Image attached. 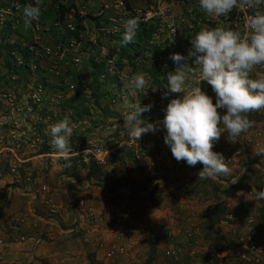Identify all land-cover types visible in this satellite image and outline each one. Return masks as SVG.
<instances>
[{
  "label": "rangeland",
  "instance_id": "1",
  "mask_svg": "<svg viewBox=\"0 0 264 264\" xmlns=\"http://www.w3.org/2000/svg\"><path fill=\"white\" fill-rule=\"evenodd\" d=\"M29 4L35 6L34 0H0V50L11 52L17 48L23 49V46L29 44L41 46V49L42 46L49 48V54L43 52L41 55H30L26 58L29 64H36L35 68H22L16 74H30L47 79V83L41 79L38 83L45 85L44 88L52 101L40 108L32 105L34 114L29 117L33 120L40 118L48 128L44 129L47 131L39 129L36 135H32V139L38 135L40 140L42 139L41 143L36 141L33 145L21 147L18 153L25 152L27 149L33 152L34 148L36 151L39 148L53 151L49 139H46L50 136L49 125L68 116L74 129L81 121L84 132H73L71 139L75 142L72 143L70 140V144L72 151L74 150L77 154L74 155L71 151L67 158H77L79 161V158H86L90 172L98 178L103 168L94 163L90 153L82 150L102 143L105 148H114L110 151L113 162V156L117 157L118 148L114 146L118 139L113 141L114 144L111 146L107 138L121 136L127 131L122 116L125 110L122 98L127 96L129 101L139 100L141 105H145L154 94L152 88H149L146 94L129 89L126 85L131 76L138 71H143L151 77V87L167 91V72L176 67L170 59L171 54L180 53L182 56H187L191 48V38H194L201 27L214 28L223 21V16L216 17L203 12L199 7V0H42L39 18L31 22V27L25 28L24 8ZM71 9L74 10L70 21L72 30L66 26L67 17L64 15ZM132 16L139 18V28L134 42L124 45L121 43L125 31L123 22ZM71 43L70 50L64 52V48ZM53 63L58 66L57 72L50 71ZM1 69L8 73L9 67ZM256 75L264 76V67H258ZM202 88L210 95H215L211 85L206 81L202 82ZM142 116L147 120L144 114ZM250 118L255 120V126L248 132L242 133L237 141L231 142L226 134H222L219 141L214 144L213 150L223 153L228 161V167L232 169L231 176L201 180L198 178V173L204 167L202 163L192 167L185 161H180L178 171L185 172L188 165L195 176L186 182L188 196L183 192L184 184L180 185V189L174 185L175 191L182 192L185 199L192 200V197L200 191L205 203L214 205L218 193L225 192V195H233L241 188L243 189L242 193L234 195L237 207L231 217H226V206L223 205H219L217 210L210 212H207L205 208L198 211L205 218L206 238L210 236L211 231L210 237L216 233L222 240L235 239L250 229L256 230L257 234L261 235L264 215L260 217V214L264 212V199L257 198L258 193H253L256 189H253L251 185H258L260 190H264V166L257 170L256 166L254 168L253 164L249 165L248 162L254 160L253 162L264 164V156L254 155L253 152L254 147H264V111L254 112ZM84 119L90 121V124L94 123L91 128L93 135L89 138L86 135L87 127L82 126ZM96 127H100L103 133H98ZM107 131L109 133H105ZM40 132H43V135ZM149 133H146L147 139H149ZM155 134L160 136L158 137L160 143L155 149L153 148L150 158H156L159 162L164 158H174L170 147L164 142L166 129L162 123ZM129 140L130 144H126L131 147L126 145L127 149L124 153L132 155L135 150L133 147L138 142L130 138ZM4 153L9 154L5 151ZM136 155L141 157L143 153L137 151ZM241 163H243L241 166L246 168L239 175ZM68 164L72 166L74 162L70 160ZM251 167L253 171H249ZM152 168L153 166H150L149 171ZM236 174L239 176L233 179ZM234 180H236L235 183H233ZM126 183L127 180L124 181V184ZM122 190L127 191V186H122ZM234 198L230 197L228 202L230 201L231 204ZM183 204H187V200ZM181 212L177 210L175 214ZM214 213L219 218L216 223L220 221L229 223L217 225L213 222L215 221ZM233 219L239 224L236 229L232 226ZM203 243L214 244L215 241Z\"/></svg>",
  "mask_w": 264,
  "mask_h": 264
},
{
  "label": "crops",
  "instance_id": "2",
  "mask_svg": "<svg viewBox=\"0 0 264 264\" xmlns=\"http://www.w3.org/2000/svg\"><path fill=\"white\" fill-rule=\"evenodd\" d=\"M79 122L74 131L84 132ZM82 123V126L87 127V137H91L94 123L90 124L86 119ZM46 127V124H42L40 130L47 131L44 130ZM96 129L98 133H103L100 127ZM40 133L43 135V132ZM149 134V139L146 138L147 134H143L139 141L136 140L138 144L133 147L135 150L132 155L124 153L130 142L127 131L121 136H108L111 146L118 139L114 146L118 148L117 157L113 156V162L103 167L99 178L90 172L86 158H79L80 161L77 158H65L64 154L46 148L16 153L18 168L15 174H11L8 172V162L13 163L15 160L10 158V154L5 155L0 144V264H109L104 258L105 247L115 244L125 245L129 258H133L136 264H164L161 263L164 260L161 251L166 245L164 240L167 232L184 228H191L199 242L213 243L216 233L210 237L211 231L210 236L205 237V218L198 211L205 208L210 212L218 203L226 206V217H231L237 207L234 195L242 193L243 189L233 195H225L224 191L218 193L215 204H211L213 206L205 203L200 191L192 200L185 199L182 192L175 191L174 185L180 189V185L184 184L183 192L188 196L186 182L195 177L194 171L187 165L185 172H179L180 162L174 158H164L161 162L150 158L153 148L160 143V136L155 132ZM71 142L75 141L71 139ZM112 149L109 148L110 151ZM137 151L143 156L136 155ZM70 160L74 162L72 166L68 164ZM253 161L248 163L253 164L252 167L256 166L257 170L264 166ZM150 166H153L151 171ZM252 167L249 171H253ZM245 168H240L238 174ZM9 182H14V189L8 193ZM124 185L129 191L122 190ZM251 186L256 189L253 193L260 191L258 185ZM80 196L85 198V204L94 206L97 216L77 227L79 215L84 210L79 204ZM230 197L234 198L231 204L228 202ZM186 200L187 204H183ZM177 210L182 212L175 214ZM16 216L24 218L23 232L41 236L40 244L34 246L20 242L16 234L6 232L4 227L9 219ZM223 222L215 223L218 225ZM238 225L233 219L232 226L236 229ZM263 227L258 236L264 246ZM185 239L182 234L175 236L179 245L185 243ZM102 240L104 246L97 247L96 243ZM184 257L185 260L189 259L187 254ZM117 261L115 264H125L123 257ZM259 264H264V257Z\"/></svg>",
  "mask_w": 264,
  "mask_h": 264
},
{
  "label": "clouds",
  "instance_id": "3",
  "mask_svg": "<svg viewBox=\"0 0 264 264\" xmlns=\"http://www.w3.org/2000/svg\"><path fill=\"white\" fill-rule=\"evenodd\" d=\"M34 2L35 6L24 8L25 28L39 18L42 0ZM199 7L216 17L228 16L234 9L251 10L248 31L241 33L228 26L201 27L191 38L187 56H170L176 67L167 72L164 96L181 95L168 102L163 121L146 120L142 114L150 111L152 105H141L139 100L131 102L127 96L122 98V116L132 140L139 141L143 134L156 132L162 123L166 129L164 142L174 159L192 167L202 163L198 178L205 180L232 175L223 153L213 150L214 144L222 134L231 142L237 141L255 126L251 114L264 111V76L256 75V69L264 67V0H199ZM139 23L135 16L123 22L122 44L134 42ZM150 81L149 74L138 71L126 86L146 94L149 88L156 90ZM205 81L215 93V102L202 88ZM73 132L68 116L56 121L49 127L50 147L67 158L72 151ZM253 152L264 156V147H254ZM257 198L264 199V190L258 192Z\"/></svg>",
  "mask_w": 264,
  "mask_h": 264
},
{
  "label": "built area",
  "instance_id": "4",
  "mask_svg": "<svg viewBox=\"0 0 264 264\" xmlns=\"http://www.w3.org/2000/svg\"><path fill=\"white\" fill-rule=\"evenodd\" d=\"M73 12L74 10L71 9L67 14H64L67 17L66 26L71 30L73 26L70 21L73 18ZM251 14V10L248 9H234L228 16H223L222 24L218 26H225L227 24L226 26L236 31L246 33ZM71 46L72 43L70 46H66L64 52L69 51ZM40 47L36 44H29L23 46V49L17 48L11 52H2L0 50V144L3 152L9 153L10 158H14L15 160L13 163L8 162V172L11 174H15L18 168L16 153L19 152V149L33 145L36 141L41 143L42 140H40L38 135V137L35 136L32 139V135H36V131H39L43 124V120H40V118L33 120L29 117L34 114L32 105L40 108L46 105L47 102L52 101V98L48 96L49 94L44 88L45 85L38 83L39 79L47 83V79L30 74H16L22 68L30 67L31 69L36 67V64H29L26 61V58L30 55H41L43 52L46 54L50 53L49 48L42 46L41 49ZM6 66L9 67L8 73L3 72L1 69ZM50 71L57 72L58 66L53 63ZM165 92L164 89L159 88L146 101L145 105H152L150 111L143 113L147 117V120L163 121L167 104L175 96L174 93H170L165 97ZM210 96L213 98V102H215V95ZM48 139L50 141L51 136H48ZM82 151L90 153L94 163L98 167H107L112 163L110 150L103 147L102 143L91 145ZM72 152L74 155L77 154L74 150ZM13 183L9 182L8 193L13 191ZM155 183L154 181L153 184ZM84 199L83 196L79 197V204L84 210L79 215L77 227L81 226L85 220L95 219L97 216L94 206L85 204ZM32 210L34 215H37L36 211ZM23 220L24 218L21 216L13 217L9 219L4 229L9 234H16L20 242L34 246L40 244L42 242L40 235L22 231ZM223 224H228V222L224 221ZM176 234L184 235L186 238L185 243L177 244L175 240ZM164 241L166 245L163 246L161 251L165 261L164 264H181L182 260V264H259L264 257V246L259 241L258 234L254 229H250L248 232L232 240H222L221 236L216 234L214 244H204L198 241L191 228H184L178 229L175 232H167ZM104 244L103 240L96 243L99 248H102ZM185 254L188 255L189 259L185 260ZM119 257L125 259V264H136L133 258H129L125 245L115 244L105 247L104 258L106 262L115 264L118 262L117 259Z\"/></svg>",
  "mask_w": 264,
  "mask_h": 264
},
{
  "label": "trees",
  "instance_id": "5",
  "mask_svg": "<svg viewBox=\"0 0 264 264\" xmlns=\"http://www.w3.org/2000/svg\"><path fill=\"white\" fill-rule=\"evenodd\" d=\"M153 79H155V78H153ZM155 82H157V80L155 79L154 80ZM219 205L217 204L214 208H213V210H217V207H218ZM264 211V210H263ZM215 215V216H214ZM214 219L213 220H215V221H213V222H216V221H218L219 220V218L216 216V213H214ZM261 215H264V212H262L261 214H260V217H262Z\"/></svg>",
  "mask_w": 264,
  "mask_h": 264
}]
</instances>
